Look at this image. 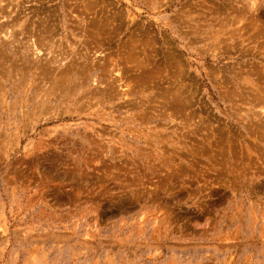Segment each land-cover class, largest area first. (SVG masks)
Segmentation results:
<instances>
[{
	"label": "rangeland",
	"instance_id": "rangeland-1",
	"mask_svg": "<svg viewBox=\"0 0 264 264\" xmlns=\"http://www.w3.org/2000/svg\"><path fill=\"white\" fill-rule=\"evenodd\" d=\"M19 1L73 78L0 43V264H264V0Z\"/></svg>",
	"mask_w": 264,
	"mask_h": 264
},
{
	"label": "bare ground",
	"instance_id": "bare-ground-1",
	"mask_svg": "<svg viewBox=\"0 0 264 264\" xmlns=\"http://www.w3.org/2000/svg\"><path fill=\"white\" fill-rule=\"evenodd\" d=\"M4 0H0V35H2V37L0 36V43H1V48H4L5 49V52L8 53V52H12L14 51L12 49V47L15 45V43L17 42V37L20 36L18 34H22V35H26L28 34L29 32V36H30V40H29V43H28V46L26 45V47L22 50L20 48H17L20 50L21 52V57L19 59L22 60L23 62V65H22V69H17L15 71V73L12 75V79H15V81H18L19 79L20 80H24L25 83H27V86H31L33 84L36 83L38 77H36V73L37 71L39 70V73L42 72V71H47L46 73H50L51 75L54 74L55 78H59L58 76H60L61 78L64 77L62 80H67L66 82H69L71 83L72 82V78L73 77H68L67 74L68 73H63V71L65 72L67 69L69 70V63L65 64V61L67 60L68 56L65 55L66 53H68L65 49H64V46H63V49L64 51H66V53L64 54H57L58 53V49H60L62 47V45L58 46L57 42L55 41V38L58 36L56 34L55 36V33L57 31L55 30H49V29H46L45 32H43L42 34V39L41 40H38V43L36 41H32L33 35L36 34V39H40L41 37L40 36H37L39 33H41L42 31L33 34L31 35V30L29 27H26V22L22 21V17L20 16V12L22 10L23 7H21L20 5V1L19 0H13V2L9 3V6H8V3L6 6H3L5 5V2L3 4ZM32 2V1H31ZM3 4V5H2ZM11 4V5H10ZM254 3H252L253 5ZM12 6V8H11ZM12 9V10H10ZM16 9V11H15ZM20 9V10H19ZM24 9V8H23ZM26 10V9H25ZM23 10V11H25ZM22 11V12H23ZM28 11V9L26 10ZM21 12V13H22ZM26 12H23V14L25 15ZM30 13H33V12H30ZM23 15V16H24ZM20 16V17H19ZM37 16V15H36ZM61 16V15H60ZM27 15H25L23 18H26ZM2 19H3V22H2ZM29 22V21H28ZM49 22V21H48ZM30 23V22H29ZM28 23V24H29ZM46 23V22H45ZM51 24V22H50ZM47 25V24H46ZM49 25V23H48ZM53 27V26H51ZM28 28V30H27ZM43 28V27H42ZM47 28V27H46ZM30 30V31H29ZM65 30H63L64 32ZM62 32V30H61ZM18 35V36H17ZM41 35V34H40ZM20 38V37H19ZM47 41V39H49ZM2 39V40H1ZM28 39V38H27ZM34 40V39H33ZM28 41V40H27ZM4 43V45H3ZM57 43V44H56ZM14 44V45H13ZM22 44V43H21ZM13 45V46H12ZM12 46V47H11ZM14 49L15 46H14ZM1 50V49H0ZM16 51V50H15ZM15 51L13 52L14 56H17L18 53H15ZM62 52V50H60ZM1 52V51H0ZM4 50H2L1 53H3ZM4 52V53H5ZM31 53V55H30ZM30 57H29V55ZM9 55V54H8ZM28 55V56H27ZM65 55V56H64ZM47 56L46 58V66L44 67V65H40L42 61V57ZM50 56V57H49ZM67 56V57H66ZM0 57H1V54H0ZM49 57V58H48ZM69 58H70V55H69ZM1 59V58H0ZM126 66L127 65H131L132 63H135V57L134 55L130 54L129 56L126 57ZM68 61V60H67ZM70 61V60H69ZM71 62V61H70ZM124 64V63H123ZM43 66V68H42ZM138 66V65H137ZM42 68V70L40 71V69ZM139 67V66H138ZM120 68V67H119ZM140 68V67H139ZM10 69V68H9ZM138 69V68H137ZM142 69V68H141ZM34 70V71H33ZM51 70H54V71H57V72H50ZM123 70V69H122ZM140 70V69H138ZM119 72H122L121 70L118 71ZM124 74L122 73H119L118 75L120 76L119 80H123L122 78H129V73H126L123 72ZM64 74V75H63ZM7 75L8 77L10 78L11 77V72L8 71L7 72ZM6 75V76H7ZM69 75V74H68ZM147 75V74H146ZM37 76H39L37 74ZM148 76V75H147ZM147 78V77H145ZM149 78V77H148ZM54 79V78H53ZM6 80V79H5ZM59 80V79H58ZM43 81V80H42ZM55 82V81H54ZM133 82V81H132ZM7 81H5V85H6ZM24 83V84H25ZM43 83V82H42ZM130 85H127L128 87L131 86V82H129ZM153 81L149 78V80H142V81H139L136 83V87H140L141 89H144V88H147L148 86L152 85ZM26 85V84H25ZM24 85V86H25ZM36 86H39V85H36ZM46 86V85H45ZM126 86V87H127ZM9 87V86H8ZM43 87V86H42ZM56 87V86H54ZM53 87V88H54ZM25 88V87H24ZM35 88V85L34 87ZM57 88V87H56ZM81 88V87H80ZM29 89V88H28ZM32 89V88H31ZM51 89V87H50ZM34 90V89H33ZM42 90V89H41ZM77 90V89H76ZM50 91V90H49ZM47 91L48 95L50 94V92ZM54 91V89H53ZM129 91V90H128ZM26 92V91H25ZM45 93V92H44ZM55 93V92H54ZM41 94V93H40ZM6 95H8V92L6 93ZM50 97V96H48ZM51 97H52V94H51ZM71 97V96H70ZM40 98V97H39ZM69 98V97H68ZM45 99V98H44ZM68 100V99H67ZM25 101V100H23ZM45 101V100H44ZM42 103V102H41ZM39 104V103H38ZM45 105V104H44ZM35 107V106H34ZM42 110V109H41ZM44 110V109H43ZM36 112V111H35ZM38 112V111H37ZM42 116V115H41Z\"/></svg>",
	"mask_w": 264,
	"mask_h": 264
}]
</instances>
